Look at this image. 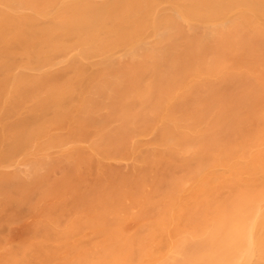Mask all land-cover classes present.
Listing matches in <instances>:
<instances>
[{
    "label": "bare ground",
    "instance_id": "1",
    "mask_svg": "<svg viewBox=\"0 0 264 264\" xmlns=\"http://www.w3.org/2000/svg\"><path fill=\"white\" fill-rule=\"evenodd\" d=\"M0 264H264V0H0Z\"/></svg>",
    "mask_w": 264,
    "mask_h": 264
}]
</instances>
